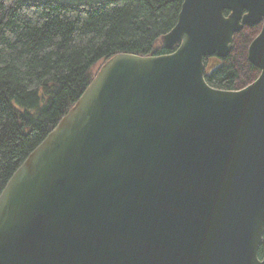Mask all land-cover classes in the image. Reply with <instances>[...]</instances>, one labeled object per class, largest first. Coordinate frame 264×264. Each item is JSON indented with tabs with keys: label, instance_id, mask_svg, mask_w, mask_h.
<instances>
[{
	"label": "water",
	"instance_id": "1",
	"mask_svg": "<svg viewBox=\"0 0 264 264\" xmlns=\"http://www.w3.org/2000/svg\"><path fill=\"white\" fill-rule=\"evenodd\" d=\"M248 48L249 86L206 82ZM167 55L119 54L0 194V264H264V0H183Z\"/></svg>",
	"mask_w": 264,
	"mask_h": 264
},
{
	"label": "trees",
	"instance_id": "2",
	"mask_svg": "<svg viewBox=\"0 0 264 264\" xmlns=\"http://www.w3.org/2000/svg\"><path fill=\"white\" fill-rule=\"evenodd\" d=\"M182 3L0 0V194L81 98L94 68L119 54L172 53L160 39L176 25ZM231 54L207 74L210 87L237 89L246 62L239 67L235 61L243 54L235 61ZM259 257L264 258V236Z\"/></svg>",
	"mask_w": 264,
	"mask_h": 264
},
{
	"label": "rangeland",
	"instance_id": "3",
	"mask_svg": "<svg viewBox=\"0 0 264 264\" xmlns=\"http://www.w3.org/2000/svg\"><path fill=\"white\" fill-rule=\"evenodd\" d=\"M258 34H259V27H254L251 29L245 28L238 34H235L234 44H233V49H232V51L234 50V52L231 54V57L235 61L240 55V53L243 54L242 56L243 59H240L239 60L240 62L237 60L235 61L239 64V67L244 62H246V64H249L247 61L248 47L250 46L251 42L257 37ZM160 43H161V39H160ZM211 62H209L207 65L208 72L210 71L212 67V65H209ZM246 64L245 65L243 64V69L240 67L243 73L241 74V78H240V81L238 82V86L236 90H241L249 86L259 76V73H252L247 68H244L245 66L247 67ZM99 68L100 66L93 69L92 73H93L94 78L96 74L98 73V71L100 70Z\"/></svg>",
	"mask_w": 264,
	"mask_h": 264
},
{
	"label": "flooded vegetation",
	"instance_id": "4",
	"mask_svg": "<svg viewBox=\"0 0 264 264\" xmlns=\"http://www.w3.org/2000/svg\"><path fill=\"white\" fill-rule=\"evenodd\" d=\"M255 27H259V32H260V30H261V25H259V26H255ZM246 28H248V29H251V28H254V27H246ZM245 29V28H244ZM249 48V47H248ZM224 59H226V58H224ZM224 59H221V58H217V57H211V58H209L208 60H212L214 63H213V65H212V67H211V69H210V71L208 72L207 70V65H206V73H212L213 72V70H214V68L216 67V65H222L223 63H224ZM247 61H248V59H247ZM217 64H216V63ZM248 63H250L249 61H248ZM253 66V65H252ZM256 69V68H255ZM253 73H260V71L258 70V69H256V71L254 70V72Z\"/></svg>",
	"mask_w": 264,
	"mask_h": 264
},
{
	"label": "bare ground",
	"instance_id": "5",
	"mask_svg": "<svg viewBox=\"0 0 264 264\" xmlns=\"http://www.w3.org/2000/svg\"><path fill=\"white\" fill-rule=\"evenodd\" d=\"M232 52V51H231ZM231 52H230V54H231Z\"/></svg>",
	"mask_w": 264,
	"mask_h": 264
}]
</instances>
